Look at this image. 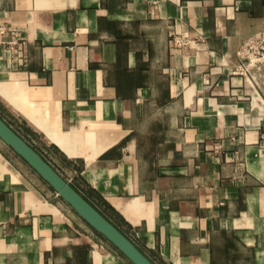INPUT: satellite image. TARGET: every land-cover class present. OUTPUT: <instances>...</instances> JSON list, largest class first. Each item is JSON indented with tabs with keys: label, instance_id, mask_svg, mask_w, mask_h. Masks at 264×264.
<instances>
[{
	"label": "crops",
	"instance_id": "1",
	"mask_svg": "<svg viewBox=\"0 0 264 264\" xmlns=\"http://www.w3.org/2000/svg\"><path fill=\"white\" fill-rule=\"evenodd\" d=\"M263 28L264 0H0V117L154 264H264V65L231 73ZM0 264L133 263L0 138Z\"/></svg>",
	"mask_w": 264,
	"mask_h": 264
},
{
	"label": "water",
	"instance_id": "2",
	"mask_svg": "<svg viewBox=\"0 0 264 264\" xmlns=\"http://www.w3.org/2000/svg\"><path fill=\"white\" fill-rule=\"evenodd\" d=\"M0 138L21 156L97 232L133 264H154L109 220L98 213L31 145L0 117Z\"/></svg>",
	"mask_w": 264,
	"mask_h": 264
},
{
	"label": "rangeland",
	"instance_id": "3",
	"mask_svg": "<svg viewBox=\"0 0 264 264\" xmlns=\"http://www.w3.org/2000/svg\"><path fill=\"white\" fill-rule=\"evenodd\" d=\"M6 121L11 125L12 130H14L24 141L29 145L36 147L38 153L69 183L74 185L79 191L83 192L89 197L93 202V205L88 203L98 212L97 208L101 209L107 216L113 219V215L110 210L103 205V202L100 201L97 195L86 186V183L80 178L77 174V169L74 166H71L60 154L56 153L54 149H51L53 154L48 152L44 146L39 145V140L35 138L32 134L24 132V129L21 128L20 123L16 119H11L4 116ZM32 146V147H33ZM45 180V179H44ZM46 181V180H45ZM47 182V181H46ZM95 205V206H94ZM99 213V212H98Z\"/></svg>",
	"mask_w": 264,
	"mask_h": 264
},
{
	"label": "built area",
	"instance_id": "4",
	"mask_svg": "<svg viewBox=\"0 0 264 264\" xmlns=\"http://www.w3.org/2000/svg\"><path fill=\"white\" fill-rule=\"evenodd\" d=\"M172 41L176 46L188 42L181 36H172ZM236 55L238 60L231 68V73L239 74L256 84V74L264 65V28L244 38L236 48Z\"/></svg>",
	"mask_w": 264,
	"mask_h": 264
},
{
	"label": "trees",
	"instance_id": "5",
	"mask_svg": "<svg viewBox=\"0 0 264 264\" xmlns=\"http://www.w3.org/2000/svg\"><path fill=\"white\" fill-rule=\"evenodd\" d=\"M71 186L72 187H74L83 197H84V199H86L90 204H92L93 205V202L89 199V197L87 196V195H85L83 192H81V191H79L74 185H72L71 184ZM99 199V198H98ZM100 201H102L101 199H99ZM103 202V201H102ZM104 206L106 205V204H103ZM95 206V205H94ZM110 209V208H109ZM97 210H98V212L103 216V217H105L107 220H109L107 217H106V215H105V213L103 212V211H101V209H99V208H97ZM116 228H118L121 232H123L119 227H118V225L117 224H115V223H113V221H111V220H109Z\"/></svg>",
	"mask_w": 264,
	"mask_h": 264
}]
</instances>
